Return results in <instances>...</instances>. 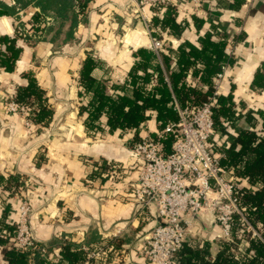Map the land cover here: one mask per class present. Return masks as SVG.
<instances>
[{
  "label": "crops",
  "instance_id": "0c3cea01",
  "mask_svg": "<svg viewBox=\"0 0 264 264\" xmlns=\"http://www.w3.org/2000/svg\"><path fill=\"white\" fill-rule=\"evenodd\" d=\"M61 2L59 15L55 13L59 7L47 5V0H0V37L16 36L18 28L30 27L31 33L16 42L20 53L14 71L0 69V264H7L2 251L13 248L9 228H13L20 200L29 203V224L35 242L47 247L43 257L47 264H68L61 256L66 243L85 254L83 264L90 261L91 251L103 245L123 248L119 264H145L137 248L150 233L154 219L149 212H135L127 187L136 176L129 160L133 133L117 130L90 137L79 116L86 97L77 94L79 71L88 55L99 64L91 73L95 80L120 85L133 66L135 52L150 50L145 22L135 12L139 0H91L81 13L71 0ZM231 2L165 0L157 7L143 8L153 35L165 42L164 55L168 50L176 52L181 44L198 46L197 38L208 31L209 23L220 29L218 39L233 46L232 55L225 51L228 62L222 66L220 95L232 115L218 117L212 142L213 153L219 157L224 156L221 148L241 131L264 135V0H243L237 11L230 7ZM167 8L188 25L179 38L153 23V17L163 16ZM34 16H38L35 22ZM192 17L204 23L197 27ZM201 68L198 63L194 70ZM171 69L176 70L173 60ZM30 72L53 111L46 126L33 123L27 128L22 117L6 112L4 106L26 85L24 76ZM197 76L188 74L187 81L201 90ZM158 126L152 115L140 138L153 137ZM103 161L121 166L122 174L117 173L114 186L110 173L91 177L100 171ZM188 232L187 240L207 243L208 256L214 259L221 240L215 237L220 228L212 217L195 218ZM95 263L115 264L111 258Z\"/></svg>",
  "mask_w": 264,
  "mask_h": 264
},
{
  "label": "trees",
  "instance_id": "16d2710c",
  "mask_svg": "<svg viewBox=\"0 0 264 264\" xmlns=\"http://www.w3.org/2000/svg\"><path fill=\"white\" fill-rule=\"evenodd\" d=\"M71 1L81 13L91 0ZM242 3L243 0H232L230 7L237 11ZM50 4L59 7L55 13L62 14L61 6L64 2L47 0V5ZM37 18L38 16H34L32 20ZM192 20L195 25L199 22L204 23L195 17H192ZM153 23L159 25L161 30L169 29L178 38L188 26L178 20L172 8H167L161 17H153ZM197 27H200V24ZM217 32L218 26L209 23L208 31L197 38L198 46L181 44L176 52L168 50L167 55L162 54L160 62L152 51L145 48L137 50L134 54L133 66L127 73L125 82L120 85H109L95 80L91 73L99 64L88 55L83 61L77 79V94L79 97H86L79 108V116L83 119L87 134L94 138L97 135L100 137L111 135L117 130L122 133H133L132 147L142 141L139 133L152 115L159 124L160 131L167 125L178 122L175 102L180 108L201 106L212 93L214 76L221 71L223 64L228 62L224 50L225 39H218ZM21 34L22 32H16V36L11 38L0 37V46L3 48L0 50V69L4 72L11 73L15 69L20 53L16 42ZM26 38L27 36L24 39ZM172 60L176 70L171 69ZM198 63L202 64V68L194 70ZM188 74L195 76L198 74L201 90L187 81ZM24 77L27 81L26 85L13 94V101L27 108L28 118L34 124L46 126L52 120L53 111L47 103L45 92L37 85L33 73H27ZM108 89L113 92L110 94ZM231 115L230 105L226 106V102L219 97L213 109L215 129H217L218 117ZM150 138L156 140L157 136ZM173 141L171 134L160 139L164 154L171 153ZM221 149L224 156L220 164L233 174L237 184L241 186L239 191L241 206L245 208L248 224L258 235L247 231L236 216L231 240L219 241V251L214 259L208 256L207 243L197 244L186 239L178 254L180 264H264V135L241 131ZM105 164L106 161H103L100 171H94L91 177L109 175L111 169ZM15 184L17 186L18 181ZM9 230L13 233L14 228L11 227ZM239 230L241 233L238 235ZM241 245L242 250L239 249ZM2 254L7 264H30L31 259L35 264H47L39 254L31 257L14 247L4 249ZM61 256L68 264H83L87 260L78 247L69 243L62 246ZM87 264L93 262L89 261Z\"/></svg>",
  "mask_w": 264,
  "mask_h": 264
},
{
  "label": "built area",
  "instance_id": "2783aa9c",
  "mask_svg": "<svg viewBox=\"0 0 264 264\" xmlns=\"http://www.w3.org/2000/svg\"><path fill=\"white\" fill-rule=\"evenodd\" d=\"M164 1L139 0L135 11L145 22L150 36L148 47L158 60L167 53L165 42L153 35L155 32L143 8L147 5L157 7ZM29 28H18L23 39L30 36ZM225 42V51L232 55L233 46L229 41ZM223 72L224 67L214 76L212 93L201 106L180 108L175 102L178 122L158 131L156 140L147 137L130 148L129 157L136 176L129 180L127 187L135 203V212H149L154 219L150 233L137 248L145 264H180L178 254L187 239L189 227L201 215L209 214L219 226L220 234L215 236L217 239L231 240L236 216L247 231L258 235L248 224L245 208L241 206V186L233 174L221 166L222 157L213 153V109L221 95ZM5 108L6 112L22 117L27 128L32 127L27 108L16 104L13 97ZM168 134L173 136L174 141L171 153L164 154L160 139ZM105 165L111 169L110 179L114 186L119 180L117 173L122 174L121 166L114 162H106ZM29 215V203L20 200L16 220L13 221L12 247L31 257L39 254L43 258L48 250L45 245L35 242ZM112 249L108 247L105 251L97 252L99 261H108L107 254L112 255ZM84 250L87 251L86 248ZM95 251L88 255L93 263L97 261Z\"/></svg>",
  "mask_w": 264,
  "mask_h": 264
},
{
  "label": "rangeland",
  "instance_id": "374dc122",
  "mask_svg": "<svg viewBox=\"0 0 264 264\" xmlns=\"http://www.w3.org/2000/svg\"><path fill=\"white\" fill-rule=\"evenodd\" d=\"M8 102H9V101L7 100V102L4 103V106H5V104L8 103ZM129 160H130V158H129ZM248 229H250V228H248ZM250 230H251V229H250ZM254 231H255V230H254ZM237 233H238V235H239V234L241 233L240 230H239ZM218 240H224V239H220V238H219ZM116 244H118V241L116 242ZM242 245L244 246V243H242ZM242 245H241V247H239L240 250L243 249V246H242ZM106 249H108V245H103V247H99V249L95 251L94 254H95V257H97V258H96L97 261H99V257L96 255L97 252L105 251ZM121 250H123V248H121V247H114V248L112 249V251H111L112 255L110 256V253L107 254L108 261H109V258H111V259H113V261H114L115 264H119V262L121 263L122 261L119 260V259H120L119 256H121V253H120ZM116 253H118L119 255H116ZM106 263H107V262H106ZM94 264H96V263H94Z\"/></svg>",
  "mask_w": 264,
  "mask_h": 264
}]
</instances>
